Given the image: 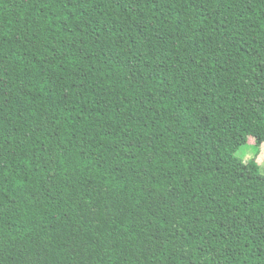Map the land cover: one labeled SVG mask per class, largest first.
I'll use <instances>...</instances> for the list:
<instances>
[{
    "label": "trees",
    "instance_id": "16d2710c",
    "mask_svg": "<svg viewBox=\"0 0 264 264\" xmlns=\"http://www.w3.org/2000/svg\"><path fill=\"white\" fill-rule=\"evenodd\" d=\"M264 0H0V264H264Z\"/></svg>",
    "mask_w": 264,
    "mask_h": 264
},
{
    "label": "rangeland",
    "instance_id": "374dc122",
    "mask_svg": "<svg viewBox=\"0 0 264 264\" xmlns=\"http://www.w3.org/2000/svg\"><path fill=\"white\" fill-rule=\"evenodd\" d=\"M235 155L243 161L254 159L259 164L260 172L264 174V142L256 144L254 137L249 136L247 142L238 147Z\"/></svg>",
    "mask_w": 264,
    "mask_h": 264
}]
</instances>
